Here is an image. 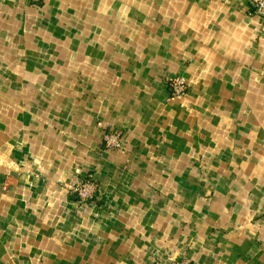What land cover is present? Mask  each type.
<instances>
[{
    "label": "crops",
    "instance_id": "0c3cea01",
    "mask_svg": "<svg viewBox=\"0 0 264 264\" xmlns=\"http://www.w3.org/2000/svg\"><path fill=\"white\" fill-rule=\"evenodd\" d=\"M184 257L264 264V20L249 0H0V264Z\"/></svg>",
    "mask_w": 264,
    "mask_h": 264
},
{
    "label": "built area",
    "instance_id": "2783aa9c",
    "mask_svg": "<svg viewBox=\"0 0 264 264\" xmlns=\"http://www.w3.org/2000/svg\"><path fill=\"white\" fill-rule=\"evenodd\" d=\"M249 13L258 15L264 20V0H250ZM164 80L169 97L172 99L182 98L189 91V84L183 75H167ZM101 145L103 149H122L121 132L114 130L107 131L103 135ZM68 190L77 197L78 203L91 204L97 197L99 187L92 177L89 176L70 186ZM157 262V264H192L187 257L181 259H164Z\"/></svg>",
    "mask_w": 264,
    "mask_h": 264
},
{
    "label": "rangeland",
    "instance_id": "374dc122",
    "mask_svg": "<svg viewBox=\"0 0 264 264\" xmlns=\"http://www.w3.org/2000/svg\"><path fill=\"white\" fill-rule=\"evenodd\" d=\"M250 1V0H249ZM104 135V134H103ZM101 143H102V140H101ZM101 148H102V145H101Z\"/></svg>",
    "mask_w": 264,
    "mask_h": 264
}]
</instances>
